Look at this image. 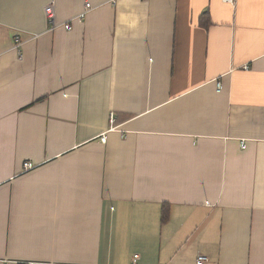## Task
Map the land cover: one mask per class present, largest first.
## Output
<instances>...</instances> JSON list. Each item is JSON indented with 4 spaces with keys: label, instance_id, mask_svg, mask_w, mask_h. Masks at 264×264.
<instances>
[{
    "label": "crops",
    "instance_id": "0c3cea01",
    "mask_svg": "<svg viewBox=\"0 0 264 264\" xmlns=\"http://www.w3.org/2000/svg\"><path fill=\"white\" fill-rule=\"evenodd\" d=\"M199 255L264 264V0H0V264Z\"/></svg>",
    "mask_w": 264,
    "mask_h": 264
},
{
    "label": "built area",
    "instance_id": "2783aa9c",
    "mask_svg": "<svg viewBox=\"0 0 264 264\" xmlns=\"http://www.w3.org/2000/svg\"><path fill=\"white\" fill-rule=\"evenodd\" d=\"M235 0H223V2L225 3H233ZM92 7L90 4H87L85 7L84 12L78 17V19H83L85 17V15L91 11ZM45 14L47 19L49 20L50 23H52V25H56L55 24V11H54V7L52 5H49L45 8ZM66 29L71 30L72 29V25L70 23L66 24L64 26ZM115 123H116V116L114 113H110L109 115V124H110V128L109 131H113L115 130L117 127H115ZM101 142L102 143H106L107 142V134H103L101 137ZM241 146L243 149L246 148L245 143H241ZM138 258V256L134 257V264H135V260ZM207 262V257L205 255H199L196 259V264H206Z\"/></svg>",
    "mask_w": 264,
    "mask_h": 264
},
{
    "label": "trees",
    "instance_id": "16d2710c",
    "mask_svg": "<svg viewBox=\"0 0 264 264\" xmlns=\"http://www.w3.org/2000/svg\"><path fill=\"white\" fill-rule=\"evenodd\" d=\"M163 212H165V213H164V218H163V219H164V221H166V220H167V216H168L169 211H168V209H167V210L164 209Z\"/></svg>",
    "mask_w": 264,
    "mask_h": 264
},
{
    "label": "rangeland",
    "instance_id": "374dc122",
    "mask_svg": "<svg viewBox=\"0 0 264 264\" xmlns=\"http://www.w3.org/2000/svg\"><path fill=\"white\" fill-rule=\"evenodd\" d=\"M115 127H116V125H115Z\"/></svg>",
    "mask_w": 264,
    "mask_h": 264
}]
</instances>
